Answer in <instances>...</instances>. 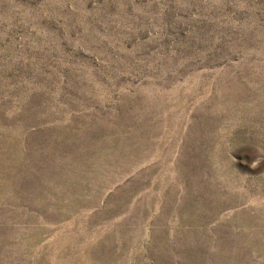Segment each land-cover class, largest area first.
Returning a JSON list of instances; mask_svg holds the SVG:
<instances>
[{
	"label": "rangeland",
	"instance_id": "obj_1",
	"mask_svg": "<svg viewBox=\"0 0 264 264\" xmlns=\"http://www.w3.org/2000/svg\"><path fill=\"white\" fill-rule=\"evenodd\" d=\"M0 264H264V0H0Z\"/></svg>",
	"mask_w": 264,
	"mask_h": 264
}]
</instances>
